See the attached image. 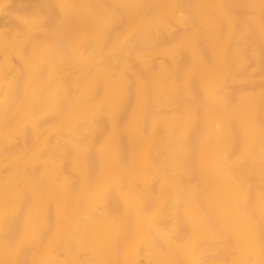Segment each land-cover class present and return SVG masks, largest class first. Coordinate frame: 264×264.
<instances>
[{"label":"bare ground","instance_id":"bare-ground-1","mask_svg":"<svg viewBox=\"0 0 264 264\" xmlns=\"http://www.w3.org/2000/svg\"><path fill=\"white\" fill-rule=\"evenodd\" d=\"M0 264H264V0H0Z\"/></svg>","mask_w":264,"mask_h":264}]
</instances>
